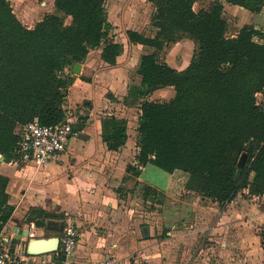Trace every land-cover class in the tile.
<instances>
[{
    "label": "trees",
    "instance_id": "1",
    "mask_svg": "<svg viewBox=\"0 0 264 264\" xmlns=\"http://www.w3.org/2000/svg\"><path fill=\"white\" fill-rule=\"evenodd\" d=\"M107 0H54L52 13L31 28L15 14L9 0H0V155L8 164L21 163L16 153V129L33 120L57 125L67 117L65 103L75 80L74 64L93 50L115 65L124 45L111 38ZM154 6L153 36L127 30V41L151 49L140 55L136 74L122 103L138 105L137 164L127 173L138 177L151 163L170 175L169 195L187 192L224 209L236 196L264 195V30L242 26L234 35L224 17V5L212 2L195 10L196 0H146ZM232 6L261 13L264 0H225ZM188 38L194 43L189 64L178 70L159 53ZM90 82V79L81 76ZM171 87L168 101L149 98ZM87 115L71 123L80 133ZM127 120L101 119V138L109 151L128 140ZM240 171L235 180L237 171ZM0 174V232L13 206ZM143 198L163 203L166 196L144 185ZM50 213L30 208L27 223L42 228ZM264 254V228L259 233Z\"/></svg>",
    "mask_w": 264,
    "mask_h": 264
},
{
    "label": "crops",
    "instance_id": "2",
    "mask_svg": "<svg viewBox=\"0 0 264 264\" xmlns=\"http://www.w3.org/2000/svg\"><path fill=\"white\" fill-rule=\"evenodd\" d=\"M234 7L238 8L237 6ZM241 9L243 8L241 7ZM33 26L29 25L28 27L31 28ZM131 47L142 48L139 45H131ZM126 51L127 48L125 47L124 53L120 57ZM130 55L133 56V54L129 53V57ZM120 57L117 63L112 66L101 60L100 50H93L89 52L83 63H78L80 65L79 74H74L76 77L69 88V96L64 107L67 110L66 115L69 116L72 122H75L77 119H71L72 117L70 116L73 112H75L77 117L80 115L88 116L83 130L78 133V135L83 134L87 137L84 139L77 136L72 139L69 142L67 151L61 156L59 161L43 166H36L22 161L19 164H8L4 162V159L2 161V156L0 155V174L9 178L6 192L9 194V203L14 208L9 221L0 233L5 235L13 233L15 235V242L12 250L19 249L23 251L27 257L34 260L37 264L42 261L51 260L54 257V253L29 256L26 250L27 244L32 239L59 237L62 234L61 230L63 226L62 221L58 217L61 213L67 215L83 213L81 220L76 219L74 221L76 227L79 228L80 238L75 254L70 259L69 264H97L107 257H114L111 251H115L119 259L122 260V264H131L126 255L112 249L117 247L121 250L124 246H119L114 241L111 243L112 248H110L108 240L98 234L97 229L100 226L96 222V219H99L101 215H107L105 209L111 211L112 215L115 213L116 204L121 200L119 195H117V191L120 188H129L130 184L136 187L140 185L150 186L166 196L164 202L169 201L171 204L178 203L182 205L186 213H181L182 218L179 214L181 219L191 215L190 219L175 223L172 227V230L178 229L179 231L177 232L176 230L174 235V245L183 250L182 253L176 251V260L180 259L179 261H184L187 258L184 251L185 248L190 247V245L197 241L206 229L213 230L218 227L211 224L207 228L208 224H204L206 222H199L198 216H202L201 220H208L214 215V213L212 214L205 207L198 204L197 199L204 198L187 192L175 196L169 195L167 190L170 185V175H168L167 180L164 181L162 186L154 178H148V171L155 165L151 163L145 165L138 177L127 173V166L137 164L136 155L138 146L136 142L139 109L138 105L125 106L122 103L128 91L129 77L124 72L125 67L122 65L126 62L119 64ZM139 58L140 55L135 58L136 67ZM176 69L182 70L180 68ZM87 70H93L94 72V77L90 82L81 79V76H86ZM136 76L137 81L132 84L138 85L140 77L137 74ZM106 91L113 93L114 101H110L107 96L104 97L103 94H100V92L104 93ZM81 107H83V110L86 109V112L83 113ZM121 109L123 110L122 114H120ZM110 115L127 120L128 140L119 151H109L101 138V119L104 116ZM131 124L134 125L132 132L130 129ZM76 140L81 142H74ZM154 171L159 174L156 172L157 170ZM193 197L197 198L190 204L189 202H192ZM98 200H101L105 205H99L97 203ZM145 201L150 202L149 200ZM163 203H158L157 205ZM210 203L217 205L211 201ZM188 205L194 206L189 208L187 207ZM93 206H97V208L93 210ZM30 208H41L50 213L52 217L46 220L45 226L42 228L35 226L34 223L31 226L25 219ZM220 211L217 214L223 218L225 208L220 209ZM152 215L149 213L147 216L151 218ZM193 218H195V223ZM220 226L221 229H224L225 225L222 226L221 224ZM111 227L117 226L111 224ZM111 227L108 228L110 229ZM144 227L141 229L144 238H147L150 234L153 235L152 228L149 229L147 226L148 232L147 236H145L143 232ZM166 234L171 235L169 232ZM206 236H209V234L205 233L203 237ZM135 246L136 250L140 252L139 257H142L146 264H164L166 253L159 249L154 250L155 245L150 238L142 242H136Z\"/></svg>",
    "mask_w": 264,
    "mask_h": 264
},
{
    "label": "rangeland",
    "instance_id": "3",
    "mask_svg": "<svg viewBox=\"0 0 264 264\" xmlns=\"http://www.w3.org/2000/svg\"><path fill=\"white\" fill-rule=\"evenodd\" d=\"M9 1L15 14L27 27L35 25L45 14L55 11L54 0ZM214 1H219L224 5V17L228 22L230 35H234L244 25H252L264 30V9L261 13H252L244 8L241 9V7L236 8L229 5L225 0H196L194 9H205ZM106 10L108 19L113 26L111 38L116 42L122 43L127 48L126 53L120 57L119 64L126 62L122 65L125 67L124 72L128 74V82L131 85L137 81L135 58L152 50L146 47H131L125 33L127 30H136L147 36H153L156 31L152 26L154 6L146 0H107ZM194 48L193 41L185 38L166 47L164 51L159 53V56L169 65L183 69L189 64L195 50ZM129 53L133 54V56L130 55L129 57ZM85 77L91 81L94 77L93 70H87ZM109 92H100V94H103L104 97L107 96L110 101H114L113 93ZM174 94L173 88H167L153 93L149 99L168 101L174 97ZM257 100L258 103L264 105L263 95L258 94ZM81 110L83 113L86 112L83 107H81ZM122 111L121 109L120 114H122ZM70 117L73 120L77 118L75 112ZM130 129L131 132L134 130L133 124L130 125ZM74 142L80 143L81 141L76 140ZM151 168L147 173V177L154 178L162 186L169 174L155 166ZM154 170H157L156 172L159 174L155 173ZM142 186L136 187L130 184L129 188H120L117 191V195H119L121 200L116 204L115 213L112 215L111 211L105 209L107 215H101L99 219H96L100 226L97 229L98 234L108 240L110 248H112L111 243L114 241L119 246H124L121 250L117 247L112 249L126 255L131 264H146L144 259L139 257L140 252L136 250L135 244L149 238L155 245L154 250L159 249L166 253L164 264H264V254L259 237V233L264 228V198L262 196L250 197L247 191L239 193L231 203L226 205L223 218L217 214L221 212L218 209L219 206L212 205L210 201L205 199H197L199 205L205 207L212 214L214 213L208 220H201L202 216H198L199 222H206L204 224H208L207 228L211 224L218 227L213 230L206 229L207 231L205 230L197 241L190 247L185 248L184 251L187 258L184 261H179L180 259L176 260V251L182 253L183 250L174 245V235L176 230L177 232L179 231L178 229L172 230V227L175 223L190 219L191 215L181 219L182 214H185L186 211L178 203L171 204L169 201H165L163 204L157 205L158 203L145 201ZM195 198L197 197H193L192 202L190 201L189 203L192 204L196 200ZM97 203L105 205L101 200H98ZM191 206L194 205H188L187 207L190 208ZM106 207L109 208L108 206ZM95 208L97 206H93V210ZM149 213L153 214L151 218L147 216ZM82 214L67 215L61 213L58 215L63 224L61 233L69 225L76 226L74 221L76 219L81 220L83 218ZM193 221L195 223V218H193ZM111 224H115L117 227H111ZM221 224L222 226L225 225L224 229H221ZM143 226H148L149 229L152 228L153 235L150 234L151 236L144 238L141 232ZM108 227L111 228L109 229ZM167 232L171 235H167ZM205 233L209 234V236L203 237ZM111 252L114 254L113 258L118 259L120 264H122V260L119 259L115 251Z\"/></svg>",
    "mask_w": 264,
    "mask_h": 264
},
{
    "label": "built area",
    "instance_id": "4",
    "mask_svg": "<svg viewBox=\"0 0 264 264\" xmlns=\"http://www.w3.org/2000/svg\"><path fill=\"white\" fill-rule=\"evenodd\" d=\"M69 116L57 125H41L38 120L19 126L16 130L18 136L16 153L20 161L43 166L57 162L67 151L69 142L78 136L71 127ZM264 198V195H262ZM33 226V223H30ZM80 234L79 228L69 225L63 229L59 236V247L54 257L39 264H69L74 256ZM15 235L0 233V264H37L19 249L12 250ZM97 264H120L119 260L107 257Z\"/></svg>",
    "mask_w": 264,
    "mask_h": 264
},
{
    "label": "water",
    "instance_id": "5",
    "mask_svg": "<svg viewBox=\"0 0 264 264\" xmlns=\"http://www.w3.org/2000/svg\"><path fill=\"white\" fill-rule=\"evenodd\" d=\"M80 65L74 64L72 68V72L74 74H79ZM80 138H86L87 136H84L83 134L78 135ZM3 161V157L1 158ZM240 171L238 170L235 176V180L238 179ZM143 232L145 233V236H147L148 228L147 226L144 227ZM59 247V237H53L49 239H32L27 244V254L29 256H40L45 254H52L57 251Z\"/></svg>",
    "mask_w": 264,
    "mask_h": 264
}]
</instances>
